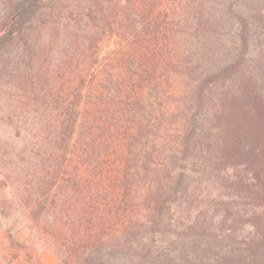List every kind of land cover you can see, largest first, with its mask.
Segmentation results:
<instances>
[{
    "label": "trees",
    "instance_id": "trees-1",
    "mask_svg": "<svg viewBox=\"0 0 264 264\" xmlns=\"http://www.w3.org/2000/svg\"><path fill=\"white\" fill-rule=\"evenodd\" d=\"M73 1L84 59L100 60L95 47L115 21L122 43L101 87L90 67L75 71L54 103L51 191L87 186L94 134L105 133L116 162L102 226L117 231L91 233L77 264H109L107 251L120 264H264V0H191L180 18L179 0ZM58 2L0 0V57L15 50L30 67L38 21L60 16ZM113 100L137 103L136 122L114 123Z\"/></svg>",
    "mask_w": 264,
    "mask_h": 264
},
{
    "label": "rangeland",
    "instance_id": "rangeland-1",
    "mask_svg": "<svg viewBox=\"0 0 264 264\" xmlns=\"http://www.w3.org/2000/svg\"><path fill=\"white\" fill-rule=\"evenodd\" d=\"M192 1L179 0L182 7L179 18ZM59 2L53 7L60 16L46 13L38 21V27L44 23L46 28L39 37V49L33 52L30 67L22 62L21 56L18 58L15 50L11 55L0 57V264H77L76 256L93 248L91 243L86 245L91 233H96L90 236L96 239L106 230L108 236L117 231L114 227L104 230L102 226V214L114 210L109 204H113L118 194V183L114 179L116 162L114 156L108 154L111 150L106 152L105 133L93 135L89 152L97 167L90 171L92 177L86 187L80 186L73 192L63 181L55 191L49 188L52 182L51 138L57 115L55 99L61 100L72 83L77 82L75 79L71 83L73 72L87 67L99 73L92 86L101 87L100 79L112 68L113 57L122 45L115 21L95 47L100 60L94 64V59L88 56L84 59L81 39L85 35L78 33L81 25L73 20L70 11L77 1ZM114 20L112 16L110 21ZM180 24L183 34L191 35L189 22L181 20ZM20 44H15L14 48ZM134 104L129 108L123 101L113 100L114 123L124 126L127 118L136 122L135 112L139 108ZM122 108L126 112L124 119H120ZM134 109L136 111L131 112ZM87 114L86 124L93 117ZM83 143L80 134L75 144L81 148ZM38 200L48 203L42 217L34 220L31 211L37 208ZM112 253L107 251L106 254L109 264H120L114 261ZM66 257L67 263L63 261Z\"/></svg>",
    "mask_w": 264,
    "mask_h": 264
}]
</instances>
